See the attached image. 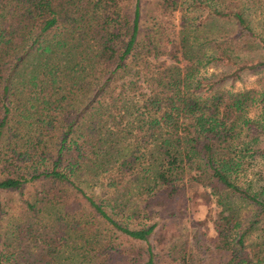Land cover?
Segmentation results:
<instances>
[{"label":"trees","instance_id":"trees-1","mask_svg":"<svg viewBox=\"0 0 264 264\" xmlns=\"http://www.w3.org/2000/svg\"><path fill=\"white\" fill-rule=\"evenodd\" d=\"M2 190L0 264H264V0H0Z\"/></svg>","mask_w":264,"mask_h":264},{"label":"rangeland","instance_id":"rangeland-1","mask_svg":"<svg viewBox=\"0 0 264 264\" xmlns=\"http://www.w3.org/2000/svg\"><path fill=\"white\" fill-rule=\"evenodd\" d=\"M147 3H142L141 4V13H142V17L141 19L144 20L145 19V11L147 9ZM176 17L177 14L174 15L173 18H171L173 20L174 23H176ZM165 20H167L166 18H164ZM144 22V21H143ZM200 72L206 73L208 74L211 70H214L213 67H205V66H200ZM216 71V69H215ZM254 84V75L251 73H247L244 74L243 77L241 78V80L235 81L233 82L232 89L234 90H239V89H243V88H247L250 87ZM0 198H1V202H3V206H4V215H3V222H2V226L0 228L2 233H5V231L7 230L8 233V228H10V222L13 219H17V215H16V210L18 208V200L19 198H17V192H13V191H7V190H2L0 191ZM20 201V200H19ZM190 210H193L195 205V202L190 201ZM247 208V207H246ZM14 216V217H12ZM171 224L168 223L166 226H162L161 230L157 231V234L154 236V238H156L158 241H165L170 235H173V230L170 227Z\"/></svg>","mask_w":264,"mask_h":264}]
</instances>
